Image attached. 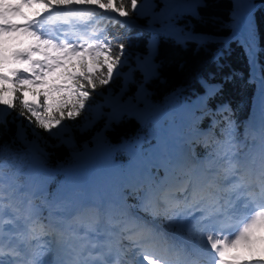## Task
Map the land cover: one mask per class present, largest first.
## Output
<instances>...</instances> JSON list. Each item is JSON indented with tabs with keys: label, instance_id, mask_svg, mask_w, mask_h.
<instances>
[{
	"label": "trees",
	"instance_id": "trees-1",
	"mask_svg": "<svg viewBox=\"0 0 264 264\" xmlns=\"http://www.w3.org/2000/svg\"><path fill=\"white\" fill-rule=\"evenodd\" d=\"M137 2V10L127 17L135 26L109 19L111 12L80 13L90 31L101 35L103 50H115L117 41L125 46L113 80L91 90L86 104L90 108L89 120L75 128L81 112L77 120L63 121L71 123L74 129L52 139L46 131L30 125L19 109L0 106V179L8 177L22 186L33 158L58 171L40 177V189L33 202L41 208V219L50 215L47 202L58 201L52 210L66 203L68 176L62 171L79 160L104 155L106 166L116 162L121 167L133 166L137 171L142 160L149 161L155 180L144 185L147 195L175 183L177 170L172 173L171 161L165 153L150 154L164 135L149 118L154 112L163 110L162 128L188 126L191 119L185 122L181 119L187 109L196 105L190 132L199 135L211 130L214 140L209 145H197L202 157L222 154L218 144L227 138L229 127L235 131L237 153H244L255 142L244 132H249L252 101L258 90L251 68L253 53H257V76L264 82V0ZM125 3L130 9V0ZM150 3L154 5L152 10L147 7ZM143 11L145 15H141ZM244 14H247L243 23L246 39L240 35L232 39ZM160 16L164 20H159ZM165 24L170 27L165 29ZM153 25L167 32L146 29ZM191 36L196 39H189ZM20 166L24 170L22 175L17 174ZM133 192L131 203L135 202ZM26 194L24 188L17 191L22 198ZM11 206L25 208V204ZM166 220L165 216H159V222Z\"/></svg>",
	"mask_w": 264,
	"mask_h": 264
},
{
	"label": "snow or ice",
	"instance_id": "snow-or-ice-1",
	"mask_svg": "<svg viewBox=\"0 0 264 264\" xmlns=\"http://www.w3.org/2000/svg\"><path fill=\"white\" fill-rule=\"evenodd\" d=\"M130 3L129 9L125 0H6L0 15V106L19 109L29 123L48 132L65 120H76L86 108L91 90L113 80L125 46L117 41L115 50L90 47L76 52L43 39L33 25L52 7L72 5H91L127 18L138 7L137 0ZM256 55L253 53L254 62ZM261 95L264 96V86ZM32 202L30 195L18 196L11 185L0 187V205L25 204L38 211ZM57 203L47 202L50 215ZM3 237L0 231V264H19L11 240L5 256ZM221 256L225 264H264V223L257 222L245 229Z\"/></svg>",
	"mask_w": 264,
	"mask_h": 264
},
{
	"label": "bare ground",
	"instance_id": "bare-ground-1",
	"mask_svg": "<svg viewBox=\"0 0 264 264\" xmlns=\"http://www.w3.org/2000/svg\"><path fill=\"white\" fill-rule=\"evenodd\" d=\"M0 1H1L0 11L2 15L6 0H0ZM39 25H40V21L37 24L33 25V28ZM46 28L47 27H44V26L41 27V29H46ZM168 132L169 131L164 132V135H163L164 139L177 142L182 148V152H181L182 154L178 155L179 162L170 160L172 165H174L177 170V174L175 173L174 175L175 176L174 178H177V181L168 187L162 188L157 193H152V195L150 196H153V198L155 199H152V200L150 199V202L146 204L145 207L140 205V195L145 192L144 185L139 184L137 187H135V189L137 190H134L133 192L134 194H132L135 196V202L132 203V205L134 207L136 206L137 210L132 208L133 212H130V211L128 212V210L122 211L124 214V217L127 216V218L120 220V222H124V226H122V223L120 224L121 233H122V230H124L129 235H132L134 240L137 241V244L140 245V247H142L141 250L145 254V255H137L135 257L136 259L132 261V264H138L139 262H141L144 259L143 256H151L149 257V261H148L151 264H161V262L159 261L160 260L162 261V259L168 261V259L171 260L174 257L180 255V251L177 250L175 246L180 247V246H184V244H181V242L176 241L174 237L167 235V234H170L169 232H172V231L166 228H159L158 226H154L153 222L152 223L149 222L150 221L149 219L153 218L154 212L155 213L158 212L156 211L157 210L156 205L159 207V210L167 209L170 205L173 204V202L171 201L174 200L175 198L174 195H176V198L178 201L180 200L179 194L183 192L180 190H179L180 192H177L175 188L179 184L184 182L189 175H192L191 186L185 189V191L187 190L186 192L195 190L197 188L200 191L203 189V192L204 190H207L208 192L214 188H217L218 182H215L216 180L215 177L216 178L219 177L221 180H223V177L225 175L228 176L230 174V171H231L229 170L230 167L232 168L233 174L237 175L240 178L242 177L243 172L251 173L252 182H257L258 180L262 178L261 176H263L261 171L257 168L259 166V163L254 164L252 167L250 164L251 157H253L254 155L257 156V154L253 155V153H251L249 157L250 159L247 160L246 158V155L248 153L247 150L244 153H241L243 154L241 155L240 153H237V150L235 148L234 152H228V154H226L225 159L227 161V159H229L227 157H232V160L233 161L236 160L237 164L231 163V160L229 159V164H227L226 166L227 169H224L222 168V166L220 167L216 166L212 161H209V160L204 161V158L200 157V155L198 154L196 150L197 145L191 142V140H194V141L200 140L201 134H203L204 132L198 135L199 136L198 140H196L193 134H190L188 138H184L183 136H178L177 134H173L171 136V133H168ZM251 134L253 135L252 137L255 139V142L252 144V146H254V144L256 145V140L259 144L263 143L262 134H258V133L257 134L251 133ZM249 138L251 137L249 136ZM263 163H264V160H263ZM200 166L202 167V170L207 177L214 176L213 184H208L204 176L200 174V170H201ZM88 167H90L88 164L83 165L82 163V164H79V166H77V170H81V169L88 168ZM263 168L264 166L262 167V171L264 170ZM213 169H216V172L214 171L215 174L213 172ZM242 178H245V177H242ZM123 180L126 181L127 179L126 180L123 179ZM248 181H250V178L248 179ZM99 182L100 181H97L96 183H99ZM141 190H143V192H141ZM166 192H169V193L164 195V197L161 200L162 202L159 201L160 199L159 197ZM80 198H81V194L76 195V193L74 192L73 195H71V198H68L66 203L61 205L62 209L60 210L59 213H67L66 216L64 217V220H65L64 222H56V220L59 218L58 216L55 218L53 217L52 219L48 221V225L50 228L58 227L61 229L60 230L61 235L59 236H56L55 234H52V232H50L52 234V237L55 238L53 239V242H52L53 247L51 248V250H50V247H47V245L43 243L42 244L40 243V245H44L42 246V249L41 248L36 249V247L39 245L38 240L41 237L40 234L44 232V230L40 228L42 224L34 223L31 226L32 229H29L27 233L25 234H21V235L18 234V233H21L20 231L16 234H10L8 233L9 229H7V227L3 225L5 221L4 219L0 221V231L4 233V237L9 236V240H11V242L15 239L14 238L15 236H20L22 240L26 243L25 246L23 247L25 250L31 249L32 253L38 252V254H40V252L43 251L47 255V257H46V260L41 262V264H58V262H60L59 264H61V262L62 264H69L67 260L80 257L81 254L83 253H87V252L90 253L92 251L91 250L92 247L96 249V252H94V254L101 253L110 261L115 262V264L116 263L120 264V261H119L120 254H123V251L122 253L119 252L121 249H123L121 244H119L120 231L118 232L119 234H117L116 237L114 236L112 237L110 234V232L112 234L115 233V230L113 229V225L117 221H114L109 215H107L103 210H101L102 208L99 209L92 201H87L84 204V207L79 206ZM201 199L202 197H199L198 202ZM141 203H144L143 199ZM26 207H29V206H25V208ZM25 208L18 209V210L22 211ZM142 211L144 212V214L146 212L149 213V215H146V217L141 215ZM136 213H138L139 215H136ZM13 215L15 216V214ZM30 215L31 214L29 213L28 216ZM7 219H11L10 216ZM109 219L111 220L110 225H112V228H110V232L106 226V223H108ZM94 220H99L97 221V225H95ZM165 236H170V237H168L169 239H166ZM34 241H36L35 247H33V244H31ZM65 241H69V244H67ZM113 241L116 242L117 246H113ZM6 246H8V243L3 244V247H6ZM126 246L125 245L123 246L124 249ZM48 251H51V254H47ZM83 257L86 258L87 256H83ZM98 262L99 260H97V264Z\"/></svg>",
	"mask_w": 264,
	"mask_h": 264
},
{
	"label": "rangeland",
	"instance_id": "rangeland-1",
	"mask_svg": "<svg viewBox=\"0 0 264 264\" xmlns=\"http://www.w3.org/2000/svg\"><path fill=\"white\" fill-rule=\"evenodd\" d=\"M176 1H178V0H176ZM147 7H148L149 10H152L154 8V5L150 3ZM57 8L58 9H63V8H60V7H52L51 10H53V9L56 10ZM74 8H75V10H84L86 12H89V11H103V10L98 9L95 6H91V5H72V6L68 7V8H66V10H70V12H68V13L66 12L65 13V16H63V15H53L54 16V18H53L54 21L55 22H60L64 27L71 29V31L75 30L76 29V25L82 23V18L80 16L79 17L74 16ZM145 14H146V12H144V11L141 13V15H145ZM108 18L109 19L116 20V21H119V22H121V23H123L125 25H128V26H135L136 25V23H134L133 21L129 20L128 18H120L115 13H109L108 14ZM158 19L159 20L160 19H163L164 20V17H161L160 16V17H158ZM166 27H170V24H165L164 25V28L166 29ZM146 29L147 30H150V31H153V29H158L159 31L167 32L165 29L158 28L157 26H154V25L153 26H149ZM89 39H90V41L87 42L86 48H90L91 47L94 50L104 51L103 48H102V39H101V35L100 34L92 35V36H90ZM9 47L11 48L12 45L10 44ZM253 79L256 80V81H258V79L256 77V74L253 75ZM196 110H197L196 105H193L192 107H190L189 109H187L184 112L185 117L184 118L182 117L181 121L182 122H185V121H187L189 119H193ZM179 113L181 114L182 112L180 111ZM90 116H91L90 115V108H86V109L82 110V115L79 117V120L76 119L78 124H76L75 128H78L79 125L83 121L89 120ZM150 118L152 119V116H150ZM191 123H195V122H192L191 121ZM29 124L32 125L31 123H29ZM72 126L73 125L71 123L68 124L66 122H62V124L60 126H58L57 128H53L51 132H48V131H46V132H47V134L52 139H59L60 136L63 135V134H70L71 131L74 129ZM189 130H190V125H188V126H185V125H183V126L182 125H177V126L168 125L167 126V129H166V131H169L168 133H171V136L173 134H177L178 136H183L184 138H188V136L190 134H194L196 136L195 137L196 140H198L199 139V136L196 133H194L193 131L190 132ZM234 132L235 131H234V129L232 127H229L228 128L227 138L222 143L223 144L222 149L223 148L225 149V155L223 156V159L226 158V154H228V152H234V149L236 147L235 146V142L236 141L234 139ZM204 134H206V136L207 135H210L209 132L204 133ZM244 134H245L244 136H247L249 138L247 131H245ZM163 138H164V136L162 137V139ZM162 139L151 148V150H150L151 156L161 155V153H162ZM262 139H263V143L262 144H259L257 142V140H256V145L254 144V146H251L247 150V152H248L247 155H246L247 160L250 159L249 157H250L251 153H253V155L254 154H257V157H261L262 160H264V136L262 137ZM32 147L35 149L34 146H32ZM227 158H229L231 160V163L237 164L236 160L235 161L232 160V157H227ZM208 160L209 161H212L218 167L221 166V163L219 162V160L216 159L213 156H207L206 158H204V161H208ZM257 160H259V159H257ZM84 162H87V160H79V161L75 162L74 164H82ZM88 165L90 166L89 168L83 169L81 171V175L83 177L82 178V184H84V186L89 189V193H90L89 194V201L94 202L97 199V194H98L96 188L94 187V180L98 179L97 176L100 175V173H102V171H104V168H101V166H96V168L93 169V168H91L92 165H90V164H88ZM140 165H142V167H140V170H139L138 174L136 172V168L133 167V166H126L125 168H121L120 169V168H118V166L114 165V166H112V169H113V171H116L117 173L120 171V173H121V175H120L121 176V179H125V180L127 179L125 182L127 183L128 186H131L132 185V182L134 181L136 175H138V179L137 180L139 181L140 185H150V181H151V179H153V177L151 175L149 177L147 176V178H146L147 180L146 181L143 180V177H142L145 174L144 167L146 166L149 169V165L146 162L143 163V164L141 163ZM68 166L69 165H67L66 167H68ZM22 167L23 166H20L18 168L17 174L22 175L24 173V170L22 171V169H23ZM262 167H261V164L259 163V166L257 168L262 172ZM27 170H28L27 175L29 176V178L32 177L30 179L31 182H32L31 183V186L27 187L28 195H30L31 196V199H33L34 196H35L34 195L35 194L34 191H36V190L38 191V181L35 184V178H34V177H36L37 174H35L34 172H32L30 170V168H28ZM64 170H65V168H64ZM214 171L216 172V169H213V172ZM143 172H144V174H142ZM215 172H214V174H215ZM200 174H202L204 176V178L208 182V184H213L214 176L207 177L204 174V172L202 170V167H201V170H200ZM191 179H192V175H189L184 182H182L181 184H179L175 188V190L177 192L182 191L184 193L185 189L188 188L189 186H191ZM215 179H216L215 182H218L217 183V186H219L220 183H223L222 180L219 177H217V178L215 177ZM3 182L6 184L7 187L9 185L13 186L12 184H15V181H12L10 183V180H9L8 177H5ZM23 187H25V186H23ZM74 192L76 193V195H79V194L82 195V193H83L82 191H80V193H79L78 189H76V188L73 189V193ZM141 192H143V190H141ZM73 193H72V195H73ZM167 193H169V192H166L163 195H161L159 197L160 198L159 201H161L162 198L164 197V195H166ZM170 194H172V193H170ZM174 196H175L174 200L171 201V202H173V204L176 203V201L178 202V200L176 198V195H174ZM142 199L144 200V203H141ZM150 199L152 200V199H155V198H153V196L146 195L145 192L142 193L140 195V205H142L143 207H145L146 204H148L150 202ZM86 202H83L82 198H80L79 199V206L84 207V204ZM9 208H10V210H12L13 214H15V216L13 218V225L16 228L17 233L19 231L21 232V233H18L20 235L21 234H25V233H27V231L29 229H32L31 226L34 224L35 218L41 212L40 209L38 211H36L32 207H30V206L29 207H26L22 211H19L17 208H15V206H11V207L9 206ZM38 208H40V207H38ZM57 208L59 209V208H62V207L61 206H58ZM156 209H157L156 211H159V207L157 205H156ZM52 211L54 212L53 215H52V218L53 217L55 218L57 216L59 217L56 220V222H64L65 221L64 220V217L66 216L67 213H57L56 212L57 209L56 210H52ZM29 213L31 214L30 216H28ZM119 214L120 213H118V215ZM155 214L156 213L154 212V215ZM163 214H165V213H163ZM136 215H139V214L136 213ZM129 216H130V214H129ZM126 218H127V216H126ZM117 219H118V221L115 222V224L113 225V229L115 230V233L114 234H112L110 232V228H112V225H110L111 224V220L109 219L108 223H106L107 229L109 230V232H110V234H111L112 237L113 236L116 237L117 234H119L117 232V229H121V226H120L121 223H122V226H124V222H120L119 217ZM97 221H99V220H94L95 225H97ZM170 225H173L174 228H181V226H178L176 223L174 224V222L170 223ZM38 229H39V227H38ZM171 230H173V229L171 228ZM193 232H194V234H193ZM189 233L190 234L185 235L186 236V239L188 241L195 240V238H193V237H196V239H199L200 238V235H199V232L198 231H196V232L195 231H191ZM121 234H122L121 235L122 238L125 239V240H129L130 243H133L134 241L137 243V241L134 240V238L132 237V235H129L124 230H122V233ZM65 242L67 244H69V241H65ZM113 246H117V244H116L115 241H113ZM52 247H53V244H52ZM177 247L178 246H175L176 249H178ZM122 248L123 249H121L119 252L122 253V251H123V254L127 257L128 261L129 260L134 261L136 259L135 257L134 258L132 257V254L129 253V251H131V249L129 248V246L128 247H125V249L122 246ZM50 250H51V248H50ZM119 261H120V259H119ZM126 261L127 260H125V262Z\"/></svg>",
	"mask_w": 264,
	"mask_h": 264
},
{
	"label": "water",
	"instance_id": "water-1",
	"mask_svg": "<svg viewBox=\"0 0 264 264\" xmlns=\"http://www.w3.org/2000/svg\"><path fill=\"white\" fill-rule=\"evenodd\" d=\"M246 16H247V14H244V15L241 17V19H240V21H239V23H238V25H237V30H236V32L239 30V28H241V25H242V23H243V20L245 19Z\"/></svg>",
	"mask_w": 264,
	"mask_h": 264
}]
</instances>
